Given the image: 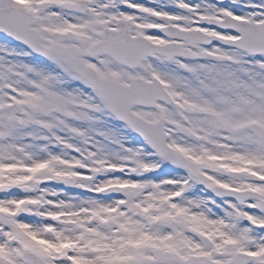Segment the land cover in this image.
Returning <instances> with one entry per match:
<instances>
[{
  "label": "rangeland",
  "instance_id": "rangeland-1",
  "mask_svg": "<svg viewBox=\"0 0 264 264\" xmlns=\"http://www.w3.org/2000/svg\"><path fill=\"white\" fill-rule=\"evenodd\" d=\"M77 1L0 0V9L20 7L34 16L31 28L51 52L34 56L0 40V192L14 195L0 200V264H25L26 252L45 264H187L201 255L215 260L216 251L225 260L243 251L251 264H264L258 230L264 224V143L249 128H264V56L220 44L194 46L188 59L154 56L126 71V79L160 80L171 96L156 112L133 108L164 126L169 151L160 156L86 84V60L58 55L62 46L76 48L68 36L60 43L51 38L72 23L85 30L121 19L132 24L133 36L167 44L158 32L164 17L168 25L187 20L190 29L235 42L237 34L212 31L202 18L261 23L264 0H91L89 15ZM45 91L60 96L66 118L40 114ZM29 117L46 129L32 127ZM216 119L224 132L214 129ZM5 161L13 164L8 170ZM218 170L246 180L238 184ZM49 181L59 188L43 187ZM109 186L120 195L101 197ZM218 186L249 190L254 198L236 210L228 199L210 196Z\"/></svg>",
  "mask_w": 264,
  "mask_h": 264
},
{
  "label": "water",
  "instance_id": "water-1",
  "mask_svg": "<svg viewBox=\"0 0 264 264\" xmlns=\"http://www.w3.org/2000/svg\"><path fill=\"white\" fill-rule=\"evenodd\" d=\"M88 2L82 0L79 2V8L88 13ZM33 18L23 12L21 9H12L0 11V37L15 41L32 52L44 55L45 49L39 43L37 34L29 29V25L33 23ZM213 28L221 30H228L230 32L239 34L241 39L235 42H228L214 38H202L195 32L174 31L172 27L163 28L161 32L168 38L175 40H183L187 42L188 46L193 44H224L230 47H236L242 51L253 55H264V23L252 24L244 21H235L230 17H225L223 21H214L212 19H205ZM188 25L186 22H182ZM120 33L118 39H114V34L109 31L105 32L106 43L104 52L112 57L120 64L134 68L140 61L151 57L154 54L164 55L171 59L180 55L188 56V50H179L175 44L170 47H161L152 45L141 37L131 38L129 29L130 25L122 23L119 25ZM54 39L59 41L62 37L58 34L54 35ZM89 83L94 86L100 93L102 98L107 103L110 111L124 124H126L138 136L143 138L151 148L159 155H165L168 152L166 145L165 132L162 125H154L143 119L135 116L131 109L134 106L142 108L156 109V103L162 102L168 104L170 102L169 95L162 89L161 84L157 80H152L151 83H144L141 80H131L128 86H119L111 82H105L99 78L88 77ZM53 102V107H47L44 114L48 112H56L65 115L63 106L59 98L52 94H47ZM215 129L223 131L224 127L221 122L216 120L214 122ZM251 131L262 141H264V129L257 124L251 125ZM220 174L235 177L233 172H219ZM107 191L105 192V194ZM211 194L218 198L220 191L212 188ZM264 232V226L259 227ZM25 261L27 264H44L40 259L31 253L25 254ZM250 261L248 256L239 254L236 258L235 264H245Z\"/></svg>",
  "mask_w": 264,
  "mask_h": 264
},
{
  "label": "flooded vegetation",
  "instance_id": "flooded-vegetation-1",
  "mask_svg": "<svg viewBox=\"0 0 264 264\" xmlns=\"http://www.w3.org/2000/svg\"><path fill=\"white\" fill-rule=\"evenodd\" d=\"M100 22H93V25H88L85 30H83L85 27L79 28L78 24H70L65 28V30H62L61 32L64 34V39H67L68 36V41H71L68 44L73 45L76 48H72V52L69 50L65 49V47L57 48L56 51L58 55H64L66 58H72L75 60H86L87 63H81V68L83 72L81 75H83L84 80L86 82V76L91 73L93 70L99 77H101L104 80L112 81L117 84L125 85L128 83V81L131 78H141L140 76H131L130 78L126 79V71H134L138 70L140 68L137 67L134 70H127L126 68L120 66L116 62L112 61L110 58H108L104 54H97L96 52V46L98 43H103L105 40L104 37V32L106 30L110 31H118L117 29V21H106L104 24L106 26L102 27L99 26ZM84 24V23H83ZM78 25V26H77ZM112 25V26H111ZM131 33H132V24H131ZM67 42V41H66ZM182 47V46H181ZM51 52H48L49 55ZM96 58V59H95ZM97 58H100L98 60ZM109 63V64H108ZM112 67V68H111ZM111 70L112 72L110 74H107L106 71ZM111 173H113L111 171ZM115 176V173H113ZM245 190V189H241ZM234 204V203H231ZM235 205V204H234ZM236 210H238V206L235 205ZM203 248V247H202ZM204 252L203 253H211V251L207 250L204 247ZM201 257H204V259L200 260H192L190 262H187V264H229V260H225L226 257H224L222 254H218L216 251L215 254V260L213 259H205V256L201 255Z\"/></svg>",
  "mask_w": 264,
  "mask_h": 264
},
{
  "label": "bare ground",
  "instance_id": "bare-ground-1",
  "mask_svg": "<svg viewBox=\"0 0 264 264\" xmlns=\"http://www.w3.org/2000/svg\"><path fill=\"white\" fill-rule=\"evenodd\" d=\"M0 50H2V49H0ZM37 163L38 162H34V164H33L32 167H37V165H38ZM10 165H13V164L11 162H9V161H5V169L6 170L9 169ZM14 167L17 168V169L20 167L19 169H23V170H25L26 168L28 169V166H24V165H15ZM43 187H48V188H51V189H57V188H59L54 182H51V181L46 182ZM10 193H11V191H8V192H0V200H12L13 197H14V195L13 194H10ZM41 193H48V194H50V192L45 191V190L44 191H41ZM72 214H75V211L74 210H73Z\"/></svg>",
  "mask_w": 264,
  "mask_h": 264
}]
</instances>
